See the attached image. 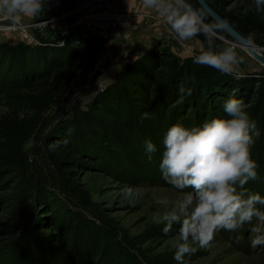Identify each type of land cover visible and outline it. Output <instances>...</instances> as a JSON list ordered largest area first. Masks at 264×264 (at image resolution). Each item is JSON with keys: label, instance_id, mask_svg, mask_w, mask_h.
I'll return each mask as SVG.
<instances>
[{"label": "rangeland", "instance_id": "1", "mask_svg": "<svg viewBox=\"0 0 264 264\" xmlns=\"http://www.w3.org/2000/svg\"><path fill=\"white\" fill-rule=\"evenodd\" d=\"M236 4L229 0L226 9ZM106 9L130 18L101 34L80 22L83 15ZM0 26L13 30L0 31V118L16 107L7 92L25 89L30 77L49 65L85 56L73 83L41 113L18 160L0 138V264H177L172 238L179 225L165 235L164 225L153 220L165 210L157 199L171 204L180 195L162 178L161 142L177 123L190 128L226 118L221 102L204 107L201 87L219 92L233 86L224 103L242 99L256 122L261 135L252 159L258 179L245 187L264 198V65L245 48L218 35L178 41L142 0L47 2L43 12L23 19L15 30L2 19ZM250 43L264 57V33ZM227 46L242 58L239 78L193 62L202 49L219 52ZM159 57L165 74L152 93L157 77L152 61ZM176 71L187 76L185 85L169 81ZM51 140L89 154L84 155L89 163L74 172L87 202L63 184L48 161L45 148ZM148 140L157 146L151 160ZM126 186L133 196L122 195ZM250 228L221 230L209 248L185 259L188 264H264V247L250 245Z\"/></svg>", "mask_w": 264, "mask_h": 264}, {"label": "clouds", "instance_id": "2", "mask_svg": "<svg viewBox=\"0 0 264 264\" xmlns=\"http://www.w3.org/2000/svg\"><path fill=\"white\" fill-rule=\"evenodd\" d=\"M47 2L0 0V19L9 21L14 28L23 19L43 12ZM142 6L154 11L181 42L200 34L211 40L223 29L222 24L205 23L203 13L186 0H142ZM253 7L257 12L264 11V0H253L243 14ZM193 62L239 78L237 68L242 58L231 46L219 52L209 47L195 55ZM187 94H192L191 89ZM245 109L242 99L230 98L223 105L226 118H212L190 128L177 123L163 135L159 169L165 183L180 195L171 204L167 198L157 199L156 203L164 205L165 210L154 214L153 220L164 225L165 235L179 225L172 238L177 264H188L186 256L209 248L219 231L236 232L245 224L251 225V247H264V211L257 207L264 206V198L245 187L258 179L252 147L261 133ZM156 151L153 142L145 141L149 160ZM122 195L133 196V189L126 186Z\"/></svg>", "mask_w": 264, "mask_h": 264}, {"label": "trees", "instance_id": "3", "mask_svg": "<svg viewBox=\"0 0 264 264\" xmlns=\"http://www.w3.org/2000/svg\"><path fill=\"white\" fill-rule=\"evenodd\" d=\"M59 1H53L52 4H58ZM237 4L227 10L226 6L229 0H205V2L213 8L223 19H225L234 29H236L249 42L253 35L264 33V11L257 12L253 7L247 15L243 14L245 7L251 5L253 0H236ZM194 10L200 11L204 15V22L208 24H216L199 6L196 0H186ZM218 36L221 39H227L228 35L220 30ZM202 39V34L196 36ZM162 57L153 59L152 63L156 67L154 72L155 80L151 83L150 91L157 92L162 85L164 70L160 69L163 62ZM85 56H71L69 59L61 61L56 65L45 67L37 77L31 76L29 84L25 89L7 92L6 95L16 107L0 118V138L3 143L12 151L14 161L18 160L22 147L26 140L33 134L35 127L39 121V117L54 100L62 97L68 87L77 77V73L83 68ZM164 65H166L164 63ZM168 64L167 67H169ZM166 68V67H165ZM175 77H169L179 86L186 84L187 76L181 75L180 71L175 72ZM215 87H217L215 85ZM233 86L229 85V89L220 88L219 92H213L209 87H201L199 94L200 99L205 101L204 107L213 108L214 102L224 104L226 97L230 95ZM223 107V106H222ZM81 138H77L80 141ZM68 143V141H67ZM83 145V143H81ZM77 151L63 146L60 141L51 140L47 142L45 155L52 165L54 171L61 179L63 184L69 190L79 195L86 202L88 201V193L83 189L74 175L77 165L89 163V154L81 152L78 145ZM84 155H87L84 157ZM13 161V162H14Z\"/></svg>", "mask_w": 264, "mask_h": 264}, {"label": "built area", "instance_id": "4", "mask_svg": "<svg viewBox=\"0 0 264 264\" xmlns=\"http://www.w3.org/2000/svg\"><path fill=\"white\" fill-rule=\"evenodd\" d=\"M129 15L124 13L112 12L110 9L89 12L82 16L80 22L90 28L94 34H101L112 28L124 25L129 20ZM59 46L63 43L59 42Z\"/></svg>", "mask_w": 264, "mask_h": 264}, {"label": "water", "instance_id": "5", "mask_svg": "<svg viewBox=\"0 0 264 264\" xmlns=\"http://www.w3.org/2000/svg\"><path fill=\"white\" fill-rule=\"evenodd\" d=\"M59 0H48V2ZM203 11L216 23L223 25V31L230 37L226 39L229 42H234L237 45L245 46L248 53L261 64L264 65V57L259 55L254 49L253 45L246 40L236 29H234L225 19H223L213 8H211L205 0H196Z\"/></svg>", "mask_w": 264, "mask_h": 264}, {"label": "bare ground", "instance_id": "6", "mask_svg": "<svg viewBox=\"0 0 264 264\" xmlns=\"http://www.w3.org/2000/svg\"><path fill=\"white\" fill-rule=\"evenodd\" d=\"M16 28H14V30H15ZM0 31H13V30H10V29H4V27H1L0 26ZM241 46V45H240ZM241 47H243V48H245V50H247V48L245 47V46H241ZM253 47V49L259 54V55H263V51L262 50H260V49H257V48H255V46H252Z\"/></svg>", "mask_w": 264, "mask_h": 264}]
</instances>
